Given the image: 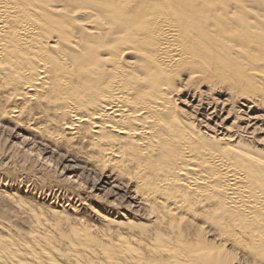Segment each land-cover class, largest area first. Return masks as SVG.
<instances>
[{
  "label": "bare ground",
  "instance_id": "obj_1",
  "mask_svg": "<svg viewBox=\"0 0 264 264\" xmlns=\"http://www.w3.org/2000/svg\"><path fill=\"white\" fill-rule=\"evenodd\" d=\"M4 119L115 196L0 190V264H264V0H0Z\"/></svg>",
  "mask_w": 264,
  "mask_h": 264
},
{
  "label": "rangeland",
  "instance_id": "obj_2",
  "mask_svg": "<svg viewBox=\"0 0 264 264\" xmlns=\"http://www.w3.org/2000/svg\"><path fill=\"white\" fill-rule=\"evenodd\" d=\"M2 121L0 122V190L20 191L27 203L44 210L47 208V203L53 199V194H48L59 188L64 190L63 193L65 192V196L59 198L60 204L65 206L70 203L69 207L72 204L78 213L80 208L85 205L84 203H89L90 199L98 198L102 202L114 199L115 195L110 197L111 193L105 192L109 186L102 184L98 173L89 169L83 153L79 151V146L71 145L64 139L57 140L50 136H42L34 128L14 125L15 123L8 119ZM42 140H44L43 143ZM51 140L53 143L50 142ZM69 147L70 149H68ZM71 148L73 149L71 150ZM38 152L39 156H37ZM5 180L9 184L6 185L7 188L1 184ZM70 193L73 197L68 201L66 196H69ZM117 201L119 202L116 206L118 210L123 212L124 208L128 209L124 199H121L120 196L117 197ZM134 211L137 212V210L129 209L127 213L130 215ZM82 214L89 217L87 216L88 212ZM0 219L2 220L0 231L4 233L10 229L12 234L25 237L24 233L26 234L32 229V223L26 213L15 209L13 204L1 193ZM9 226L19 228L22 233Z\"/></svg>",
  "mask_w": 264,
  "mask_h": 264
}]
</instances>
